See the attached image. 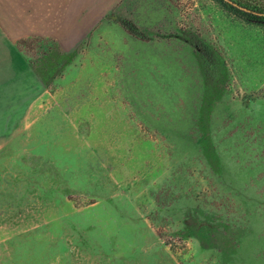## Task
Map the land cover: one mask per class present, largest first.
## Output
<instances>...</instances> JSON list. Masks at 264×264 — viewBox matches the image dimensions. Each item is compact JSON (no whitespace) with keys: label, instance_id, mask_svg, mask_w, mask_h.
Returning a JSON list of instances; mask_svg holds the SVG:
<instances>
[{"label":"rangeland","instance_id":"obj_1","mask_svg":"<svg viewBox=\"0 0 264 264\" xmlns=\"http://www.w3.org/2000/svg\"><path fill=\"white\" fill-rule=\"evenodd\" d=\"M36 9L0 4V264H264V28L62 0L52 38Z\"/></svg>","mask_w":264,"mask_h":264},{"label":"crops","instance_id":"obj_2","mask_svg":"<svg viewBox=\"0 0 264 264\" xmlns=\"http://www.w3.org/2000/svg\"><path fill=\"white\" fill-rule=\"evenodd\" d=\"M2 1V2H1ZM5 1L10 6H23V7H36L37 24L34 28L37 33L42 34L45 37L57 38L62 35V32H70L73 27H76L77 18L72 13L73 9L68 12L66 21L62 24V17L60 15L62 0H0V4H5ZM74 3H69L67 6H72ZM50 24L53 27L49 26ZM10 26H8L9 28ZM33 27V25L31 26ZM77 29V28H76Z\"/></svg>","mask_w":264,"mask_h":264},{"label":"trees","instance_id":"obj_3","mask_svg":"<svg viewBox=\"0 0 264 264\" xmlns=\"http://www.w3.org/2000/svg\"><path fill=\"white\" fill-rule=\"evenodd\" d=\"M248 25L264 28V0H212Z\"/></svg>","mask_w":264,"mask_h":264}]
</instances>
